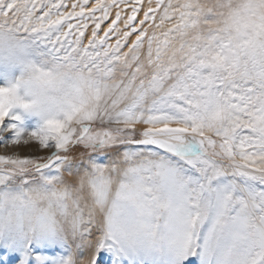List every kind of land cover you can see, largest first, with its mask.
I'll return each instance as SVG.
<instances>
[{"label": "snow or ice", "instance_id": "snow-or-ice-1", "mask_svg": "<svg viewBox=\"0 0 264 264\" xmlns=\"http://www.w3.org/2000/svg\"><path fill=\"white\" fill-rule=\"evenodd\" d=\"M5 35L68 99L28 130L0 85V264H264V0H0Z\"/></svg>", "mask_w": 264, "mask_h": 264}, {"label": "clouds", "instance_id": "clouds-1", "mask_svg": "<svg viewBox=\"0 0 264 264\" xmlns=\"http://www.w3.org/2000/svg\"><path fill=\"white\" fill-rule=\"evenodd\" d=\"M13 69H19L12 75ZM0 71L9 79L8 84H16L13 103H28L25 111L37 115L42 123L51 118H62L68 99V89L63 84H45L38 78L33 62L17 46L11 36L0 38Z\"/></svg>", "mask_w": 264, "mask_h": 264}, {"label": "rangeland", "instance_id": "rangeland-1", "mask_svg": "<svg viewBox=\"0 0 264 264\" xmlns=\"http://www.w3.org/2000/svg\"><path fill=\"white\" fill-rule=\"evenodd\" d=\"M21 124L22 127L28 129V130H32V129H35L36 126L35 125H32L30 119H21V121L19 122ZM142 127V125L140 126ZM4 142L3 141H0V144H3ZM32 144L33 147H35V144L36 142H30ZM82 149L80 148H75L73 149V151L71 153H69V155H75L77 154L79 151H81ZM3 154H28V150L23 148V147H20V148H14L11 144H8L7 148L5 147H0V155H3ZM33 154H39V155H43L44 153L41 152V153H33Z\"/></svg>", "mask_w": 264, "mask_h": 264}, {"label": "bare ground", "instance_id": "bare-ground-1", "mask_svg": "<svg viewBox=\"0 0 264 264\" xmlns=\"http://www.w3.org/2000/svg\"><path fill=\"white\" fill-rule=\"evenodd\" d=\"M18 72H19V69H13L11 74L14 76V75L18 74ZM8 79H9L8 75L4 71H0V85L8 84ZM11 112L20 114L21 119L22 118L23 119H30L32 125H35L36 127H38L42 123V121L40 120V118L37 115H35L33 113H29L19 106H14L11 109Z\"/></svg>", "mask_w": 264, "mask_h": 264}]
</instances>
